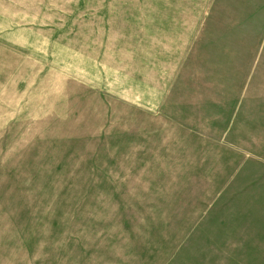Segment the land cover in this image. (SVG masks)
I'll return each instance as SVG.
<instances>
[{
    "label": "rangeland",
    "instance_id": "obj_1",
    "mask_svg": "<svg viewBox=\"0 0 264 264\" xmlns=\"http://www.w3.org/2000/svg\"><path fill=\"white\" fill-rule=\"evenodd\" d=\"M0 264H264V0H0Z\"/></svg>",
    "mask_w": 264,
    "mask_h": 264
}]
</instances>
